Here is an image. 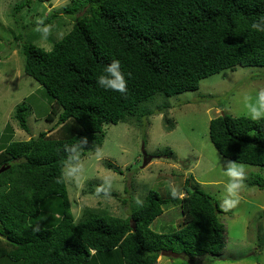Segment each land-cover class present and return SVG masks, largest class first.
Masks as SVG:
<instances>
[{
  "label": "trees",
  "instance_id": "1",
  "mask_svg": "<svg viewBox=\"0 0 264 264\" xmlns=\"http://www.w3.org/2000/svg\"><path fill=\"white\" fill-rule=\"evenodd\" d=\"M60 10L75 21L50 50L31 42L22 47L24 71L53 99L47 118H56L54 128L12 140L6 125L0 135V167L8 166L0 173V258L156 264L162 250L181 252L189 263L220 256L225 228L218 214L229 210L188 178L179 199L181 226L155 232L151 222L174 199L152 190L124 218L85 207L75 222L64 166L97 149L105 125L138 117L151 96L196 90L201 79L227 68L264 66V30L253 27L264 29V0H71ZM50 15L46 22L56 17ZM114 61L125 92L99 84L102 76L111 78ZM13 117L29 131L25 104ZM208 135L224 157L264 167V117L219 114L209 120ZM257 177L264 189V177ZM52 198L53 221L43 227L37 223L41 204Z\"/></svg>",
  "mask_w": 264,
  "mask_h": 264
},
{
  "label": "rangeland",
  "instance_id": "2",
  "mask_svg": "<svg viewBox=\"0 0 264 264\" xmlns=\"http://www.w3.org/2000/svg\"><path fill=\"white\" fill-rule=\"evenodd\" d=\"M70 1L0 0V135L6 125L13 129L12 140L54 128L56 118H47L53 99L24 71L22 47L31 42L50 50L75 21L60 10ZM51 13L56 17L46 22ZM21 103L27 106L29 131L13 117ZM163 104L167 107L159 110ZM140 107L138 117L105 125L101 145L64 166L74 221L82 218L85 207L124 218L152 190L174 200L149 227L173 232L182 224L179 199L188 178L190 185L229 210L218 214L225 228L223 251L220 256L196 258V263L185 261L183 253L174 258L159 255L156 264H264V189L257 184L264 167L224 157L208 135L209 120L222 113L264 117V66L227 68L201 79L196 90L171 96L157 93ZM143 152L152 156L144 167ZM234 166H242V175L229 174ZM231 185L236 187L230 190ZM56 203L52 198L41 204L38 224L45 227L53 221L50 214Z\"/></svg>",
  "mask_w": 264,
  "mask_h": 264
},
{
  "label": "clouds",
  "instance_id": "3",
  "mask_svg": "<svg viewBox=\"0 0 264 264\" xmlns=\"http://www.w3.org/2000/svg\"><path fill=\"white\" fill-rule=\"evenodd\" d=\"M253 27L257 28L258 30H264L261 29V25L260 24H254ZM49 29L47 27H45L43 29V32L45 35H47ZM119 69V62L118 61H114L107 69L108 73L111 74V78H107V77H101L99 80V84H101L102 86L106 87V88H112L115 90H118L120 92H125L126 91V83L124 80L123 75L120 73V71H118ZM243 173V168L242 166H234L229 174L231 176H238V175H242ZM236 185H231L230 186V190L232 188H235ZM181 253V252H179ZM161 255V254H160ZM170 257H175V256H170ZM181 257V256H178ZM184 258V256H182Z\"/></svg>",
  "mask_w": 264,
  "mask_h": 264
},
{
  "label": "water",
  "instance_id": "4",
  "mask_svg": "<svg viewBox=\"0 0 264 264\" xmlns=\"http://www.w3.org/2000/svg\"><path fill=\"white\" fill-rule=\"evenodd\" d=\"M43 1H48V0H43ZM151 159H152V156H150L147 153L143 152V163H142V167H144ZM7 168H8V166H1L0 167V173L2 171L6 170ZM160 254L161 255H167V256H175V257H178V256L181 255V253L175 252V251H172V250H162L160 252ZM183 255L185 256V254H183Z\"/></svg>",
  "mask_w": 264,
  "mask_h": 264
},
{
  "label": "crops",
  "instance_id": "5",
  "mask_svg": "<svg viewBox=\"0 0 264 264\" xmlns=\"http://www.w3.org/2000/svg\"><path fill=\"white\" fill-rule=\"evenodd\" d=\"M10 263H14V262H11L5 258H0V264H10ZM14 264H18V263H14Z\"/></svg>",
  "mask_w": 264,
  "mask_h": 264
}]
</instances>
